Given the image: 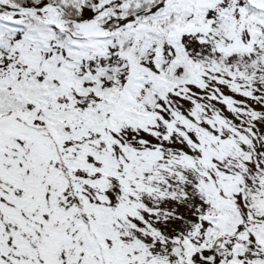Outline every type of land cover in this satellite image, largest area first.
Returning <instances> with one entry per match:
<instances>
[{"label":"snow or ice","instance_id":"snow-or-ice-1","mask_svg":"<svg viewBox=\"0 0 264 264\" xmlns=\"http://www.w3.org/2000/svg\"><path fill=\"white\" fill-rule=\"evenodd\" d=\"M0 264H264V0H0Z\"/></svg>","mask_w":264,"mask_h":264}]
</instances>
